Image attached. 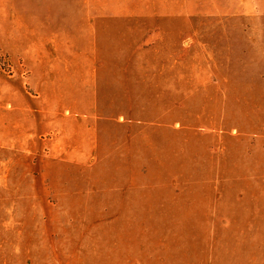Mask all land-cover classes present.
Wrapping results in <instances>:
<instances>
[{"label": "rangeland", "instance_id": "obj_1", "mask_svg": "<svg viewBox=\"0 0 264 264\" xmlns=\"http://www.w3.org/2000/svg\"><path fill=\"white\" fill-rule=\"evenodd\" d=\"M0 264H264V0H0Z\"/></svg>", "mask_w": 264, "mask_h": 264}]
</instances>
